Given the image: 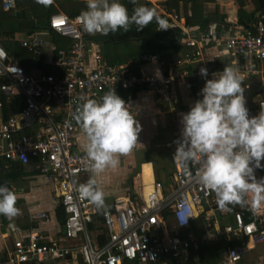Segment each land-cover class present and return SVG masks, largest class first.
Returning a JSON list of instances; mask_svg holds the SVG:
<instances>
[{"label": "built area", "instance_id": "obj_1", "mask_svg": "<svg viewBox=\"0 0 264 264\" xmlns=\"http://www.w3.org/2000/svg\"><path fill=\"white\" fill-rule=\"evenodd\" d=\"M1 1L6 11L16 7V0ZM166 15L170 27L161 30L180 27L187 35L185 46L190 51L169 67L156 54H142L140 59L145 63L159 61L165 66L160 76L144 70V64L136 73L131 60L111 63L103 45L83 29L80 14L71 17L58 11L48 20L52 31L70 38L68 49L53 42L48 52L45 36L54 39L49 29L21 37L20 46L35 59L29 69L0 39V89L6 98L21 95L25 102L20 112L8 118L1 113L0 102V159L20 164L33 162L39 173L56 184L57 197L66 213L65 239L72 241L43 242L36 233L21 236L14 239L8 257L0 264H26L31 260L53 264L200 263L204 246L223 242L226 245L220 248V259L204 264H240L244 256L264 243V204L256 211L249 205H228L221 210L215 194L198 181L199 160L181 163L172 158L176 186L168 194L163 192L160 180L153 182L146 194L138 174L135 190L139 199L128 193L117 197L111 209L103 210L105 237L89 228L100 210L76 192L77 185L87 182L82 178L89 172L90 163L78 136L81 129L72 118L82 103L81 97L98 100L109 90L145 88L171 101L176 82L201 77L200 68L191 69L189 65L205 64L206 49L212 47L228 56L230 65L239 69L243 79L258 80L260 91L254 104L247 106L249 115L258 114L264 106V15L259 23L236 22L220 30L218 21H211L202 30L183 14ZM212 73L208 72L207 78ZM184 112L176 110L173 114L179 136ZM254 171L257 179L264 177V167Z\"/></svg>", "mask_w": 264, "mask_h": 264}, {"label": "clouds", "instance_id": "obj_2", "mask_svg": "<svg viewBox=\"0 0 264 264\" xmlns=\"http://www.w3.org/2000/svg\"><path fill=\"white\" fill-rule=\"evenodd\" d=\"M49 2L37 0L45 5ZM85 4L80 18L89 34L127 32L133 25L141 31L153 21L157 30L170 27L154 8L138 6L129 12L121 0H85ZM199 73L205 83L200 98L180 117L182 127L172 158L181 163L200 161L198 181L215 194L221 210L239 204L256 211L264 204V177L257 179L254 171L264 167V106L258 114L249 115L238 68L225 66L207 78L208 69L202 66ZM81 100L72 118L83 133L82 148L91 175L86 183L76 186V192L100 209L104 192L95 177L106 168H115L119 156L136 145L141 124L116 91L109 90L98 100ZM16 199L14 188L0 183V215L9 220L17 216ZM92 233L99 234L98 229Z\"/></svg>", "mask_w": 264, "mask_h": 264}, {"label": "crops", "instance_id": "obj_3", "mask_svg": "<svg viewBox=\"0 0 264 264\" xmlns=\"http://www.w3.org/2000/svg\"><path fill=\"white\" fill-rule=\"evenodd\" d=\"M150 1H152V4L157 8V12L165 14L166 19H168L166 13L170 12L167 11L165 5L163 4L164 2L162 0H157L158 4H160L159 6L154 0ZM219 1L218 3L220 4L221 2ZM16 2L15 8H19V6L26 7V5L30 7L31 0H16ZM136 2L137 0L135 3ZM220 5L222 6L221 10L227 13V21L224 23H219L223 24V27L227 26L226 28H231L236 24V22H238L237 4L233 0H225V2L221 3ZM253 7V4L250 2L245 6L247 10H252ZM229 13L232 15V17H229ZM263 15L264 11L259 12L257 17L261 19L263 18ZM33 20L36 24L37 20L26 19L29 24H23L20 26L19 30H22L23 33H29L28 28L29 26H32L30 23H32ZM22 21H24V19L20 20L21 23ZM228 22L235 24L231 25L228 24ZM259 22L253 20L252 22H249V24ZM42 30L43 29H33V31L36 32ZM14 33L15 27L13 28L11 21H4L0 24V39L2 41H13L19 43V41L15 40ZM45 39H47L46 49H48L49 52L50 48H52L54 39L48 35L47 37L45 36ZM205 57L207 60L205 64L203 62H195L190 64L189 67H206L207 62L209 60H213L216 57H219L222 60L228 59L227 66H231L228 56L224 55L222 52L220 53V51L215 48L211 47L206 49ZM177 58H175L171 64L166 65V67L174 64ZM26 59L27 61L30 60L31 66L35 64V59L32 55L30 57H26ZM143 68L147 72L154 73L156 75L157 71L160 73V75L165 72V66H162L159 61L145 63ZM222 70L223 68L213 71L208 70V72L218 73ZM211 77L212 74L210 78ZM204 83L205 81L201 77H197L195 79H185L179 83L176 82L171 90V101H164L153 95L145 88L136 90H120L117 92V94L128 103L127 107L131 114L137 118V120H139L141 124V131L138 134V141L136 145L127 154L119 156L118 165L115 168H106L103 172L95 177L98 182V187L103 192H106L103 190L104 180L106 179L108 182V193H104V206L99 210L111 209L117 197L126 196L128 193L131 197L139 199V196L135 190V183L138 184V180H136L138 174L141 175L139 185L143 187L142 189L146 194H148L147 192L152 189L153 182L157 180L162 182V190L164 193L168 194L172 191V188L176 186V183L174 178L175 167L171 156L172 152L176 148V140L179 137L177 133V126L173 120V114L176 110H185L187 112L191 104L200 98L198 93L199 90L204 86ZM242 87L244 89V95L248 98L245 99V101H247L246 107L253 105L257 94L260 91V89H258V80L253 77L245 78L242 81ZM247 93H249V97ZM78 136L81 137V141L83 143V133L81 130L78 131ZM2 160L4 159H0V161ZM8 162H10L8 163L10 165L15 163V161ZM16 163L20 164L17 161ZM120 169H123L121 171L133 172V175L131 177L132 181L130 187L126 188L123 193L120 191L117 194L116 191L117 189L120 190L121 186H117L116 184H122V179L121 171H115ZM9 170L10 172L8 173L7 177H0V180L6 181L14 188L17 197L16 206L20 211L19 214L13 217L11 220L5 218L3 215L0 216V260H4L8 257L15 238L21 236L27 237L32 233H36L43 242L53 240L64 244L71 243V240L65 239L64 224L60 222L57 216V207L61 203L55 191L56 184L51 182L43 174L39 173L36 168V164L33 162L29 164H21L19 167H12ZM90 174L91 173L88 172L87 174L83 175V178L88 180ZM119 175L120 178L117 180ZM111 184H115V187L109 191ZM41 213H44L45 216L41 217ZM95 228H97V226H95ZM217 250L218 249L215 250V257L216 260H219L221 256ZM207 262L209 261L204 263ZM201 263L202 261L198 264ZM26 264L53 263L47 261L31 260Z\"/></svg>", "mask_w": 264, "mask_h": 264}, {"label": "trees", "instance_id": "obj_4", "mask_svg": "<svg viewBox=\"0 0 264 264\" xmlns=\"http://www.w3.org/2000/svg\"><path fill=\"white\" fill-rule=\"evenodd\" d=\"M138 0L134 4H130L129 0H121V2L131 12L135 7L145 6L149 8H157L153 4H149L147 0ZM169 12H177L183 14L188 22L194 26L205 29L211 21L226 22L227 13L221 10V6L218 0H162ZM237 4L238 8V23L248 24L253 20L259 22L263 18L259 19L257 14L264 11V0H233ZM253 4L252 10H247L245 6L248 3ZM214 6V8L212 7ZM86 8L84 1L74 0H50L48 4L37 3V0H31L30 7L15 8L14 10L5 11L0 0V24L4 21H11L13 28H19L23 24H29L26 19L37 20L35 25L34 20L30 23L29 32L33 29H49L54 35V42L60 48L68 49L70 46V38L59 35L52 31L48 26V20L53 13L58 11H64L69 16L74 17L80 14L83 9ZM163 18H166L165 14L159 13ZM22 23L20 20H23ZM20 22V23H19ZM35 25V26H33ZM223 27V24L218 25V30ZM227 27V26H226ZM219 32V31H218ZM186 33L180 27H173L168 30H157V24L155 21L147 25L141 31H137L133 25L127 32L117 30L115 33L109 32L107 35L101 33H95L91 36L92 40H95L103 45L104 52L111 63H123L131 60V67L136 73H139L140 66L145 65L144 60L140 59V56L145 53L156 54L160 60L164 61L166 65L171 64L175 58L180 57L190 51V48L185 46ZM3 45L16 57L21 58L22 64L28 69L31 66L30 60L27 61L26 57H30L31 53L25 48L18 47V43L13 41H2ZM41 64V61H38ZM228 65V59L222 60L219 57L209 60L207 62V69L209 71L222 69ZM192 67V66H191ZM192 69V68H191ZM2 79H0V84ZM0 102L3 106L1 113L4 118L10 117L14 113L20 112L24 106V98L21 95H15L8 99L4 96L0 89ZM6 160L0 161V177H7L10 172L9 169L19 167L21 164L12 163ZM86 180V178H82ZM102 212L96 215V221L91 223L89 228L97 230L99 235L105 237V229L103 225ZM57 216L62 224L65 223L66 213L64 207L59 204L57 207ZM97 226V228H95ZM225 243H220L216 246L206 245L201 250L202 263L206 261L216 260L215 250L225 247ZM218 254V253H217ZM170 264H176L174 262ZM179 264H198L194 260L182 261Z\"/></svg>", "mask_w": 264, "mask_h": 264}, {"label": "rangeland", "instance_id": "obj_5", "mask_svg": "<svg viewBox=\"0 0 264 264\" xmlns=\"http://www.w3.org/2000/svg\"><path fill=\"white\" fill-rule=\"evenodd\" d=\"M157 4V0H154ZM219 1V0H218ZM139 4H141L140 0H138ZM219 2L223 3L225 2V0H220ZM220 3V4H221ZM160 6V4H158ZM221 6V5H220ZM214 8V6H212ZM222 7V6H221ZM175 12V11H174ZM229 17H232V15L229 13L228 14ZM27 33H23L22 30H19V28H15V33H14V36H15V40L19 41L21 39L22 36L26 35ZM18 42H15V44H17ZM18 47H21L20 44L18 43ZM23 48V47H22ZM149 91V90H148ZM150 92V91H149ZM248 94V97H249V93ZM154 95V94H153ZM245 96V95H244ZM245 99H248L247 96H245ZM245 103H247V101H245ZM123 169H120L118 171H115V172H119ZM91 175V174H90ZM132 175H133V172H127V171H121V179H122V184H116L117 186H121V189L118 190L117 189V194L121 191V193H123V191L130 187L131 185V181H132ZM120 178V175L118 176L117 180ZM120 179V180H121ZM108 182L106 181V179L104 180V186H103V190H105L106 192L104 193H108ZM107 184V185H106ZM115 187V184H111L110 185V190ZM120 193V194H121ZM114 194V193H113ZM264 258V243H261L259 245H257V247L252 250L248 255L244 256V259L240 262V264H264V260H262ZM58 264H63V262H60Z\"/></svg>", "mask_w": 264, "mask_h": 264}, {"label": "water", "instance_id": "obj_6", "mask_svg": "<svg viewBox=\"0 0 264 264\" xmlns=\"http://www.w3.org/2000/svg\"><path fill=\"white\" fill-rule=\"evenodd\" d=\"M135 1H136V0H129L130 4H134ZM147 2H148L149 4H152V1H150V0H147ZM228 24L234 25L235 23H230V22H228ZM0 183H7V182L4 181V180H0Z\"/></svg>", "mask_w": 264, "mask_h": 264}]
</instances>
